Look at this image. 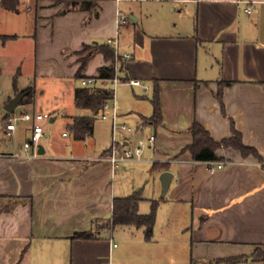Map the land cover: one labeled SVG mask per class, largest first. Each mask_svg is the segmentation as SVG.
<instances>
[{"label": "crops", "instance_id": "crops-1", "mask_svg": "<svg viewBox=\"0 0 264 264\" xmlns=\"http://www.w3.org/2000/svg\"><path fill=\"white\" fill-rule=\"evenodd\" d=\"M0 19V264H140L130 245L142 251L157 240L175 264H209L264 247V0H19L17 10L1 7ZM116 35L119 52L131 55L121 75L150 87H117L119 121L134 137L156 141L143 160L112 170L111 119L97 125L102 110L78 108L75 92L84 78L112 90L105 77L112 60L98 52L81 69L89 54L82 51L112 48ZM155 86L162 107L156 126L144 122ZM20 92L26 95L7 112ZM11 114L32 119L7 137ZM82 116L95 117L93 131L76 140L68 127ZM193 122L216 142L239 134L261 158L222 147L218 161H195L182 151L193 142ZM35 125L45 131L38 145L44 153L28 158L24 143ZM211 163L224 166L211 171ZM164 171L173 178L158 197ZM137 190L140 214L159 202L149 240L145 227L110 223L114 198ZM83 232L93 237L73 238Z\"/></svg>", "mask_w": 264, "mask_h": 264}, {"label": "trees", "instance_id": "trees-1", "mask_svg": "<svg viewBox=\"0 0 264 264\" xmlns=\"http://www.w3.org/2000/svg\"><path fill=\"white\" fill-rule=\"evenodd\" d=\"M65 2L73 1L75 3L82 2L84 0H60ZM19 0H0V8L3 7L8 10H17ZM89 54L83 59L81 69H83L89 59L98 52H102L106 59H113L114 50L106 45H95L93 47H86ZM108 74L105 76L108 79H112L114 76L113 68L108 70ZM121 73L125 71L124 63H121ZM120 73V79L122 81H128L127 76H122ZM80 77V75H78ZM103 76H100L101 78ZM93 89V90H92ZM112 90L106 89H94L89 87H82L75 92V101L78 108L90 109L97 114L102 110L104 104L110 98ZM32 95V89H27L28 99ZM151 103L153 105V113L149 118H144V122L151 125H160L162 123V107L160 100V93L157 86L154 87L153 94L151 96ZM95 122L94 116H82L75 117L73 123L68 127L74 139L84 140L87 136L91 135ZM188 132L193 138L191 145L184 148L182 151H189L195 161L208 162L218 161L219 158L216 155V151L222 147H233L238 149L244 156L253 155L261 158L258 152L254 148L246 147L242 144L239 134H235L233 138L224 139L220 142H216L209 134V132L199 123L193 122L188 128ZM109 152V151H108ZM154 167H157L154 165ZM141 190H137L126 197H117L113 200L112 217L110 223L112 226H134L136 228L145 227L146 239H151L152 228L155 222L158 201H152L150 212L147 214H140L138 212V206L142 200ZM93 234L91 232H83L74 234L73 238L79 239H91ZM248 260L264 261V247H257L254 252L247 256H236L218 259L209 264H235L238 262H244ZM191 264H196L192 261Z\"/></svg>", "mask_w": 264, "mask_h": 264}, {"label": "built area", "instance_id": "built-area-1", "mask_svg": "<svg viewBox=\"0 0 264 264\" xmlns=\"http://www.w3.org/2000/svg\"><path fill=\"white\" fill-rule=\"evenodd\" d=\"M246 12L250 13L251 8H246ZM124 21V17L120 14L117 15V24H121ZM108 44L112 46L114 50V57L112 59V68L114 76L110 81L114 83V89L107 102L102 108V119H111L112 132H111V146L109 148V154L107 160L109 161L112 170H116L120 164L127 161H141L144 150L152 147L156 141L155 135H148L146 137L134 138L135 131L128 125L119 121V115L115 104V88L121 84L130 85L133 87H141L145 91H148L150 87L145 81L137 78L129 79L128 81H122L120 79V68L122 62L131 60L130 54H121L118 49L117 35L108 40ZM96 78H84L81 80V85L84 87L93 88ZM111 112L109 116L107 111ZM32 117L29 114H11L10 118L5 125V135L11 137L16 131L17 125L22 121L31 120ZM65 135V134H64ZM45 136L44 128L40 125H35L32 129V134L29 140L24 143L25 157L35 158L38 156V145L41 139ZM224 163H219L216 166L211 163L210 170L223 168ZM115 246V244H114Z\"/></svg>", "mask_w": 264, "mask_h": 264}, {"label": "rangeland", "instance_id": "rangeland-1", "mask_svg": "<svg viewBox=\"0 0 264 264\" xmlns=\"http://www.w3.org/2000/svg\"><path fill=\"white\" fill-rule=\"evenodd\" d=\"M0 22L2 23L1 19H0ZM82 52L85 53L86 49L84 48ZM110 84H111V89H114V83L112 81H110ZM116 93H117V87L115 88V94ZM148 100L151 101V98L148 97ZM106 113L109 114L110 110L107 111ZM101 114H102V112H101ZM101 114H99L97 116V119H96L97 125H99L101 122H103L101 120V118H102ZM137 138H140V137H134L133 139H137ZM108 140H109V144H111V134H110V137H108ZM146 150H144L142 160L145 158ZM146 193H147V190H146ZM160 194H161V190L158 192V197L160 196ZM161 214L163 216L161 215V217H160V219H161L160 225H162L163 217L165 218V216H164L165 213L162 212ZM133 240H135V239H133ZM138 246H139L138 244L133 243L132 245H130L128 252L131 253L132 255H135L136 257H137V255L142 257V261L140 262V264H175V263H173V260H171V255L167 254L165 247H163L162 243H159L158 240L153 242L150 247H147L148 249L143 248L142 251L140 250L141 248H139ZM176 257L178 260L179 259L185 260L188 256H187V254H183V255H177ZM136 259H137V261L139 260L138 257ZM178 262L179 261H177V264H178Z\"/></svg>", "mask_w": 264, "mask_h": 264}, {"label": "water", "instance_id": "water-1", "mask_svg": "<svg viewBox=\"0 0 264 264\" xmlns=\"http://www.w3.org/2000/svg\"><path fill=\"white\" fill-rule=\"evenodd\" d=\"M26 95V92H20L18 93L14 98H12L6 105L5 109L7 112L11 113L14 111V109L18 106L22 98ZM44 150L42 146L38 147V154H43ZM173 178V174L169 171H164L160 175V182H161V195L165 196L166 193L168 192V189L171 184V180Z\"/></svg>", "mask_w": 264, "mask_h": 264}]
</instances>
